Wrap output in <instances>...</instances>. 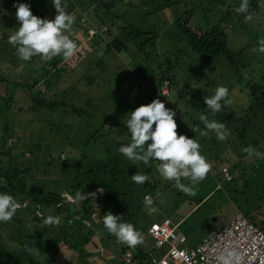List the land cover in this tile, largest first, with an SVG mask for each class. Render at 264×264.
Wrapping results in <instances>:
<instances>
[{
	"label": "rangeland",
	"instance_id": "rangeland-1",
	"mask_svg": "<svg viewBox=\"0 0 264 264\" xmlns=\"http://www.w3.org/2000/svg\"><path fill=\"white\" fill-rule=\"evenodd\" d=\"M66 1L69 9L70 3H76ZM258 4L260 10L252 13L251 21L243 18L244 26L231 8L227 14L226 5H215L212 0H83L79 3L80 11L95 23L104 24L108 29L106 35L102 40L94 36L82 43L68 61L62 57L51 60L58 59L64 67L56 66L49 79L41 78L44 93L38 98L40 106L32 103L34 90H30L31 95L22 86L34 70H41L48 62H42L39 56L30 61L18 58L16 49L7 42L9 28L17 22L8 12V18H0V163L7 166L9 157L19 159L29 147L32 153L26 156L30 157L25 158L26 163L34 164L33 168L40 164L32 172L38 183L29 190L32 194L67 187L65 190L74 198L77 192L70 190V186L77 180L103 186L114 193L110 202L118 209L113 214L120 216V222L133 224L144 235L145 243L148 224L162 217H167L172 225L181 218L176 230L186 237L184 248L195 246L209 232L224 227L236 211L244 216L254 215V223L264 226V160L250 159L243 151L251 146L264 153V103L247 96L246 89L247 83H257L264 92V53L255 51V40L264 38V0H258ZM182 15L188 16L192 31L221 28L225 23V46L236 54L230 56L233 65H227V60L220 57L204 64L174 22ZM75 24L74 21L72 30L77 34L76 41L81 42L85 34ZM247 62V67L240 66ZM21 65L22 71H17ZM161 75L170 80L166 92ZM35 80L38 83L37 77ZM219 86L229 91L232 103L225 104L229 117L221 122L217 113L207 116L209 121L223 123L229 130L225 141L217 140L213 132L202 137L192 131L205 128L201 114L185 95L196 89L201 96L211 97ZM33 87L32 82L27 84L28 89ZM181 88L183 94L178 92ZM157 98L177 113L178 134L199 142L200 153L212 165L206 179L195 186V196L185 195L174 187V182L165 180L158 171L159 163L150 161L145 166L118 151L121 145L131 143L125 125L130 112ZM73 109L82 113H74ZM104 120L108 124L101 128ZM107 132L111 136L105 137ZM93 133L94 137H90ZM18 139L24 144L20 141L11 149L12 153L7 152L13 140ZM62 161H77L80 177L73 179L75 172L62 170ZM96 164L105 172L87 173ZM221 166L228 169L229 180L222 176ZM136 173L146 174L149 179L137 185L132 181ZM182 183L191 186L187 179ZM143 193L153 200L158 209L155 214L149 215ZM15 198L19 201L18 196ZM94 202L90 198V203ZM84 207L82 201L68 203L62 212L56 213L54 208L42 206L38 209L41 217L34 215L33 204L20 208L11 221L0 222V242L22 264H121L122 244L102 222H91L90 234L84 230L79 219H88L82 214ZM49 215L59 216L60 224L45 225L44 219ZM145 246L136 248L143 251Z\"/></svg>",
	"mask_w": 264,
	"mask_h": 264
},
{
	"label": "clouds",
	"instance_id": "clouds-1",
	"mask_svg": "<svg viewBox=\"0 0 264 264\" xmlns=\"http://www.w3.org/2000/svg\"><path fill=\"white\" fill-rule=\"evenodd\" d=\"M14 14L18 22V29H10L7 42L16 49V54L21 61H30L34 56H39L42 62H48L56 57H62L64 61L70 60L77 53L78 45L71 38L74 17L66 11L67 5L63 0H52V7L56 15L53 19L40 18L34 15L28 3H14ZM14 12V11H13ZM236 12L244 16L246 21H251L253 15L250 12L249 0H241ZM7 13L0 9V17ZM13 16V15H12ZM264 53V39L259 41V48L255 49ZM21 65L17 71H22ZM229 91L225 86L215 89L214 95L204 97L206 109L216 114L222 110L223 104H231L228 99ZM223 102V104H222ZM177 113L165 106L160 99H153L148 104L136 107L130 112L126 120V127L131 136V143L121 145L118 151L130 161L149 166L150 161H158L160 175L168 181L174 182V187L185 195L195 196V186L206 179L212 165L200 153V143L193 138L178 134V125L175 120ZM200 120L205 130L194 128L202 137L209 132L216 135L217 140L225 141L230 135L223 123L215 120L209 121L207 115H201ZM248 157L264 160V153L251 146L243 149ZM149 177L143 173L132 175V181L137 185H143ZM187 179L190 185H185L182 180ZM103 188H97L95 192L76 193L75 197H69L72 203H80L87 198H96L103 194ZM151 198H145V206L149 215L155 214L158 209L153 206ZM21 204L8 193H0V222H9L16 215ZM61 222L59 216H47L44 224L58 226ZM104 228L114 235L117 242L135 249L145 244L144 235L131 223L120 222V216L107 212L102 221ZM26 250L31 251L25 246ZM217 264H240L242 257L235 251L225 249L217 256Z\"/></svg>",
	"mask_w": 264,
	"mask_h": 264
},
{
	"label": "trees",
	"instance_id": "trees-1",
	"mask_svg": "<svg viewBox=\"0 0 264 264\" xmlns=\"http://www.w3.org/2000/svg\"><path fill=\"white\" fill-rule=\"evenodd\" d=\"M48 1L49 0H30L27 3L30 5L31 11L34 15H36L37 17H40V18H46V17H44L43 12L45 10V7L47 6L46 4ZM76 1L78 3L81 2L80 0H76ZM165 1H169V0H165ZM212 2L215 5H217V4L226 5V7H228L227 8L228 10L226 11L227 14H228L229 9L231 8L232 12H234V14L236 15V18H238V19L241 18V20L243 21L244 16L241 14H238L236 12V8L239 7L241 0H212ZM230 4H231V7H230ZM249 8H250L251 13L258 12L260 10L258 0H249ZM187 21H188V16H183V15L181 17H177L174 20V22L179 24V29L182 32L187 44L191 47L192 50H194L196 53L199 54V56H200V58L204 64L209 65L215 60V58L220 57L224 60H227V62H226L227 65H230V64L233 65V63L230 62V60H231L230 56L236 55V54H235V52L229 51L225 46V31H223L227 27L225 25V23H223V27H221V28L217 27V26H212V27H210L204 31L199 32V31H192L188 27ZM96 24H101V23H96ZM243 24H244V26H246L244 21H243ZM105 45L107 47V44H105ZM255 45L257 48H259V41L258 40H255ZM247 65H248V62L240 64V66H246V67H247ZM56 66L57 67L62 66V68H63L64 64L61 62L58 63V59H56L54 61H48L47 64H44L42 66V68H41L42 72L40 75H38V73L36 72L31 77H29V80H28V77L26 78L27 81H26V83L24 82V86H22V88L24 90H26L29 94H31V92H30L31 89L34 90L35 96L34 97L32 96L33 97L32 103L34 102L35 105L40 106V100L38 98L44 93V83H43V80H41V78H46V76L49 77L50 75L52 76ZM234 67L237 68V65H234ZM36 77L39 79L38 83H36V80H35ZM39 77H41V78H39ZM261 78H264V74L262 75ZM160 81H161L162 86H163L164 81L167 82V85H166V90H167V86L169 85V82H170L168 77H166L165 75H161ZM31 82H32V84H34V87L28 89L27 84H31ZM256 84L257 83H252V84L247 83L246 84L247 96L250 95L249 97H253V98L257 97V98L261 99L264 103V92L262 90H260L261 89L260 86L256 85ZM182 88L178 91L179 94H183ZM185 95H186L190 105L193 108H195L199 114L207 115V114L211 113V111L206 109V105L204 104V96H201L198 93V91H196V89H194L189 94L186 93ZM222 104H223V102H222ZM72 111L74 113H77V114L82 113V111L80 109H73ZM216 116H217L218 120H220L221 122L228 119L229 114L226 113L225 104H223L222 110L219 113H217ZM106 124H108V123L106 122V120H104L100 124V127L103 128V126H105ZM104 136L105 137L111 136V133L107 132L104 134ZM90 137H94V133L92 135H90ZM89 140L90 139H88L87 142ZM20 141H21L20 139H18L17 141L13 140V142L11 143L12 147H10L9 149H6L7 152L10 151V153H12L11 149L14 148V146H16V145H19ZM3 142H4V140H3ZM21 143H23V142L21 141ZM27 150H28L27 152L26 151L22 152L23 150L21 151L22 153L20 152L21 155H20L19 159H12V157H9L8 162H7V166H5V165L3 166L0 163V193H8V194L12 195L14 198H15V196H18L19 201L17 200V202L20 203L21 205L23 203L21 208H25L28 205L33 204L35 206V209H34L35 214L34 215L36 217H41V213L38 211V209L42 206H44L45 209H47L48 207L54 208L56 213L62 212L64 210V208H63L64 205H67L68 203H72V202H62L60 200V197H59L60 190H64L65 192H67L65 190V189H67V187L65 189L58 188L56 190H49L48 192H46V194H43V193L32 194L31 192H29V190L35 189L36 185L38 184L36 182V178L32 174V172L37 171L36 166L40 165V164L39 163L35 164V167L33 168L34 164L26 163L27 160H25V158H30V157H26V156L29 155L28 153H32L29 147L27 148ZM8 156H9V154H8ZM32 158L34 160L37 159L34 156ZM21 161H22V163H21ZM63 161L61 162V166H62L61 169L62 170H67L69 172H75L73 179H77L78 177H80L77 174L78 171L80 170V166L77 163V161H73L72 164H67V163H64ZM153 161L159 163L158 161H155V160H153ZM99 162H101V161H99ZM95 171L100 172V174L102 172L103 173L105 172L103 167H100L96 164L95 166L90 168L87 173L92 172V174H93V172H95ZM113 171L114 170H110V172H113ZM41 172L44 173L42 170H41ZM86 182H88V181L77 180L76 182H74L70 186V190H72V191L75 190L77 193L81 192L85 196H87L88 193L95 192V190H96L95 187H99V188L104 189L103 194L98 195L96 198H94L95 199L94 204L90 203V198L84 199L82 201L85 204V207L82 209V214L87 215L88 219L87 218H85V219L88 220L89 226H91L92 223L98 224V223L102 222V219L105 215H107V212H111L113 214L114 210H117L118 208H116L115 206L113 207L111 205L110 201H112V199L114 197V193L112 191L107 190L103 186L89 185L88 183L86 184ZM143 195H145V193L142 194V198H143ZM246 217L249 221H251V222H253V224H255L253 221L254 215L246 216ZM255 225H257V224H255ZM258 226L264 228L263 223L259 224ZM145 232H146V230H145ZM86 233L90 234L88 231ZM125 247H126V245H123V247H121L120 257H121L122 252L124 251ZM135 251L136 252L134 253L133 257L127 263L122 262L121 258H120L121 264H128L131 262H134L136 264H141L143 262L145 264H149L147 262V259H146L145 251H142L140 248H135ZM82 260L84 262V259H82ZM0 264H22V261L19 257L14 255L13 253L9 252L3 246L2 242H0ZM87 264H90V262Z\"/></svg>",
	"mask_w": 264,
	"mask_h": 264
},
{
	"label": "built area",
	"instance_id": "built-area-1",
	"mask_svg": "<svg viewBox=\"0 0 264 264\" xmlns=\"http://www.w3.org/2000/svg\"><path fill=\"white\" fill-rule=\"evenodd\" d=\"M16 1L0 2V9L9 11L14 16L12 9ZM79 13L78 21L84 27L87 39L95 36L98 40H102L107 27L96 24L83 11ZM166 85L167 82L164 81V92L167 91ZM220 172L225 180L231 178L225 166H221ZM59 196L61 201L70 202L69 193L62 191ZM146 197L148 195H143V199ZM74 217L78 219L77 215ZM79 219H82L83 226L89 227L88 220L83 217ZM146 234L152 241L145 252L149 264H217V256L225 249L238 253L242 257L240 264H264V229L253 224L239 211L235 212L233 218L224 227L211 231L200 243L190 248L182 246L186 242L185 235L178 232L176 225H172L167 217L151 222ZM135 252V249L126 246L121 254V261L129 262Z\"/></svg>",
	"mask_w": 264,
	"mask_h": 264
},
{
	"label": "crops",
	"instance_id": "crops-1",
	"mask_svg": "<svg viewBox=\"0 0 264 264\" xmlns=\"http://www.w3.org/2000/svg\"><path fill=\"white\" fill-rule=\"evenodd\" d=\"M28 1H30V0H25V3H27ZM76 1V0H75ZM81 2L80 3H83V0H80ZM260 1V0H259ZM1 2V1H0ZM63 2L65 3V4H67L68 2L66 1V0H63ZM262 2V1H261ZM15 3H18V1H16ZM71 4V8L69 9V8H67L66 7V11L70 14V13H72V16L74 17V21L76 22V24H75V27H76V29L77 30H79V31H82V32H84V27H82L81 25H80V23H79V21H78V18H79V16H80V13L79 12H81L80 11V8H79V3L76 1V3H70ZM47 6L45 7V10H44V12H43V14H44V17H46L47 19H53L54 17H55V15H56V12H55V9L54 8H52V7H50V6H52V0H49L48 2H47V4H46ZM74 9L75 10H77V12H75L74 11ZM12 11H14V13L16 12V9H15V7H13V9H12ZM9 11H7L6 13H8ZM76 13V14H75ZM4 16V15H3ZM10 16L11 17H15V16H12V14L10 13ZM6 18H8L9 16H5ZM4 17V18H5ZM0 18H2V17H0ZM90 18V17H89ZM91 19V18H90ZM91 20H93V19H91ZM94 22V21H93ZM245 23V22H244ZM102 24V23H101ZM15 25H18V22H16V23H14V24H12L11 26H10V28L9 29H11L13 26H15ZM104 25V24H103ZM73 26V25H72ZM108 30V29H107ZM106 35V34H105ZM76 36H77V34L72 30V34H71V38L77 43V45H78V48L81 46V44L82 43H85V42H87V41H90V39H92V38H90V39H87V37H86V35H85V40H83V41H81V42H77L76 41ZM0 38H1V29H0ZM97 39V38H96ZM98 40V39H97ZM105 44H107V48H108V46H109V43L106 41V43ZM105 47H106V45H105ZM42 68V67H41ZM38 73V75H40L41 74V72H42V69L41 70H39V69H37V70H34L32 73H31V76L34 74V73ZM48 79L50 78V76L48 77V76H46ZM41 78V77H40ZM195 205H197V204H195ZM195 205H194V207H195ZM163 218V217H162ZM153 221H156V220H152L151 222H153ZM181 221V218L179 219V220H177L176 222H174L173 223V225H176V229H178V226L180 225V222ZM150 222V223H151ZM149 223V224H150ZM148 224V225H149ZM179 232V231H178ZM90 233H92V230L90 231ZM181 233V232H180ZM210 233V232H209ZM145 234H146V232H145ZM184 235V234H183ZM146 236L148 237V235L146 234ZM207 237V236H206ZM205 238V237H204ZM204 238H202V239H204ZM202 241V240H201ZM151 243H152V241H151V239L148 237L147 238V241H146V243H145V250L146 249H148L150 246H151ZM121 247H123V245L121 246ZM145 250H143V251H145ZM119 257H120V255H119Z\"/></svg>",
	"mask_w": 264,
	"mask_h": 264
},
{
	"label": "water",
	"instance_id": "water-1",
	"mask_svg": "<svg viewBox=\"0 0 264 264\" xmlns=\"http://www.w3.org/2000/svg\"><path fill=\"white\" fill-rule=\"evenodd\" d=\"M71 15H72V13H70ZM18 27H19V25H15V26H13L12 27V30L14 31V30H16V29H18ZM100 44H101V42H100ZM21 163H22V161H21ZM84 230H86V232L88 231L89 233H90V231H91V229L90 228H85Z\"/></svg>",
	"mask_w": 264,
	"mask_h": 264
}]
</instances>
